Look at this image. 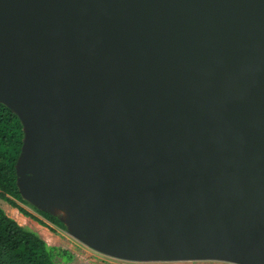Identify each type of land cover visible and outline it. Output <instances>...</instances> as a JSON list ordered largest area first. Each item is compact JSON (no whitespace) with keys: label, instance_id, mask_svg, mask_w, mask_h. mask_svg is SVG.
<instances>
[{"label":"water","instance_id":"1","mask_svg":"<svg viewBox=\"0 0 264 264\" xmlns=\"http://www.w3.org/2000/svg\"><path fill=\"white\" fill-rule=\"evenodd\" d=\"M0 103L84 246L264 264V0H0Z\"/></svg>","mask_w":264,"mask_h":264},{"label":"trees","instance_id":"2","mask_svg":"<svg viewBox=\"0 0 264 264\" xmlns=\"http://www.w3.org/2000/svg\"><path fill=\"white\" fill-rule=\"evenodd\" d=\"M25 136L21 118L0 103V200L18 209L25 217L54 231L16 202L30 206L50 225L66 231L68 228L58 217L32 206L18 190L17 166L23 153ZM71 259L72 255L68 251L48 246L36 233L21 227L0 208V264H59V261L69 262Z\"/></svg>","mask_w":264,"mask_h":264},{"label":"rangeland","instance_id":"3","mask_svg":"<svg viewBox=\"0 0 264 264\" xmlns=\"http://www.w3.org/2000/svg\"><path fill=\"white\" fill-rule=\"evenodd\" d=\"M22 209L37 217L39 220L47 223L54 231L39 225L32 219L22 215L18 209L9 206L6 202L0 200V208L11 219H13L21 227L36 233L48 246L57 247L68 251L72 255L69 262H61L59 264H229L212 261H197V262H156V263H132L116 260L105 255H102L74 239L68 230L63 231L50 225L42 216L38 215L30 206L16 202ZM38 208V207H37ZM46 212L58 217L64 224L68 221V212L63 209L45 208Z\"/></svg>","mask_w":264,"mask_h":264}]
</instances>
